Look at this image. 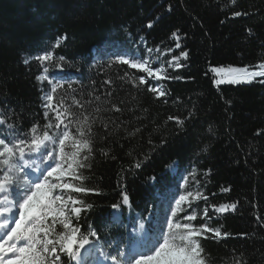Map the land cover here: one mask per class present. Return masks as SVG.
Masks as SVG:
<instances>
[{"label": "trees", "instance_id": "16d2710c", "mask_svg": "<svg viewBox=\"0 0 264 264\" xmlns=\"http://www.w3.org/2000/svg\"><path fill=\"white\" fill-rule=\"evenodd\" d=\"M47 51L59 65L50 64L48 75L64 84L57 99L92 100L73 110L114 122L110 134L98 121L91 168L81 170L87 186L99 193L83 197L93 207L74 219L82 232L91 227L99 239H90L108 257L117 255L146 216L153 224L165 222L173 198L199 191L207 200L193 207L207 208L208 216L193 223L228 233L201 238L208 264H236L237 258L241 264H264V83L258 82L264 78L216 86L212 73L264 63V0H0V111L25 131L44 123L42 97L49 85L37 81L42 69L30 58ZM181 52L188 56L180 68L169 67ZM149 57L153 68L163 67L172 78L157 81L119 63ZM125 72L130 75L121 79ZM141 76L168 95L157 99L147 91L149 84L139 85ZM97 104L103 112L93 111ZM110 104L123 111H108ZM169 116L183 120L182 128ZM173 165L175 174L168 170ZM122 193L129 205H123ZM233 203L236 209L224 214L212 208ZM116 204L120 220L113 218ZM181 218L175 222L185 223ZM148 227L153 234L155 227Z\"/></svg>", "mask_w": 264, "mask_h": 264}, {"label": "snow or ice", "instance_id": "6c2138e0", "mask_svg": "<svg viewBox=\"0 0 264 264\" xmlns=\"http://www.w3.org/2000/svg\"><path fill=\"white\" fill-rule=\"evenodd\" d=\"M168 10L171 11V8ZM233 15L247 13L234 12ZM147 26L151 28L153 25L149 23ZM249 33L252 34L251 30ZM172 37L179 41L177 32H173ZM66 39V35L58 38L54 47H59ZM176 47H180L179 42ZM147 51L151 53L154 50L149 48ZM155 51L160 52L161 49L156 48ZM171 51L172 49L167 50L169 53ZM180 56L186 59L188 53L181 52ZM180 56L172 57L169 67H180ZM30 59L37 60L42 69L41 74L36 77L37 81L49 85L42 97L44 123H33L25 131L12 119V115L0 111V194L3 195L0 199V264H85L81 250L94 244L90 237H96L97 240L99 237L91 227L87 233L82 232L74 219L79 221L82 212L93 207L83 197L89 193H99L95 188L87 186V178L81 170L91 168L89 161L95 154L98 121L99 126L110 134V125L114 122H104L86 110H73V105L84 109L85 103L91 104L92 100L81 103L73 98L72 104H67L63 98L57 99L58 90L64 88V84L48 75L50 64L59 66L53 51ZM63 59L59 57V60ZM24 63L28 64L29 59H25ZM119 63L146 73L147 78L157 81L172 78L167 75L166 69L153 68L148 59L120 58ZM213 71L220 77L215 81L217 85L252 83L258 77L264 78V63L258 64L256 70L251 71L247 68L229 69L227 73L219 68ZM129 75L125 72L121 79ZM147 78L137 77L139 85L149 84ZM258 82L264 83V79ZM105 83L111 84V81L107 80ZM147 91L154 93L157 99L168 95L163 88L151 84ZM111 95V92L107 93V96ZM93 99L99 102L101 96L94 95ZM107 110L123 111L116 104H110ZM93 111L101 113L104 109L97 104ZM168 119L175 120L181 128L184 124L179 117L169 116ZM103 154L108 155L106 152ZM37 160L40 161L39 164L36 163ZM135 167L139 168L140 163ZM26 169L38 172L39 175L31 179ZM197 200L206 201L207 196L199 191L181 194L170 208L167 230L156 243L148 251L139 252L134 257L125 258V252L118 251L117 255L110 257L112 264H208L201 238H227L228 233L211 228L207 223H193L198 216H208L207 208L199 212L193 207ZM122 203H130L126 193H122ZM112 207L119 209L120 205ZM236 207L235 203L212 206L216 213L234 211ZM181 214L187 223L175 222V218ZM143 227L141 224V230ZM207 233H212V237H208ZM62 256L67 257V260L62 259ZM236 264H241L240 258H237Z\"/></svg>", "mask_w": 264, "mask_h": 264}, {"label": "rangeland", "instance_id": "374dc122", "mask_svg": "<svg viewBox=\"0 0 264 264\" xmlns=\"http://www.w3.org/2000/svg\"><path fill=\"white\" fill-rule=\"evenodd\" d=\"M147 59L150 61L151 65L154 63L153 60H152V59H153L152 57H149V58H147ZM184 59H185V58L181 56L180 59H179V64H180V61H181V60H184ZM170 61H172V59H170ZM170 61H169V62H170ZM173 63H175V62H173ZM162 68H163V67H162ZM175 68H180V67H175ZM244 68H247V67H241V66H230V67L219 68V69H222L224 73H227L229 69H244ZM214 69H217V68H214ZM247 69L250 70V71H251V70H256V67H255V68H247ZM135 70H136V69H135ZM212 73H213L214 76H215V81H216L217 79L220 78V77L217 75V73L214 72L213 70H212ZM215 84H216V83H215ZM242 84L247 85V84H250V83H242ZM242 84H235V85H242ZM222 85H233V84H227V83L220 84V85H217V84H216V86H222ZM173 167H174V166H172L171 168L168 169V170L170 171L171 174H173V172H174ZM180 195H181V194H179V196H180ZM179 196H177V197H175V198H173V199L171 200V206H170L169 209H168V216L166 217L165 222L160 223L159 221H156V222L154 223V227L156 228V229H155V232H154V234L150 237V240L146 243V246L144 245V247H141V249H137L136 251H133L132 249H130V255L127 254V256H126L125 258H127V257H134V256H135L137 253H139V252H146V251H148V250L152 247V245L156 243L157 239H159V238L163 235V233L167 230L166 222H167V220L170 218V208H171L172 206H174L175 199H178ZM117 213H118V212H116L115 214H117ZM224 213H225V212H224ZM224 213H221V214H224ZM181 219H183V218H181ZM183 220H184V219H183ZM184 222L187 223V221H185V220H184ZM151 225L153 226L152 223H151ZM137 234H138V233H137Z\"/></svg>", "mask_w": 264, "mask_h": 264}]
</instances>
